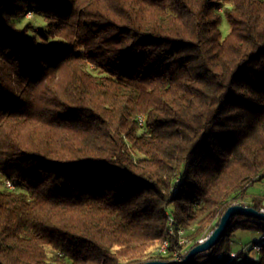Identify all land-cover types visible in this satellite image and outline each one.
I'll use <instances>...</instances> for the list:
<instances>
[{
  "label": "trees",
  "instance_id": "obj_1",
  "mask_svg": "<svg viewBox=\"0 0 264 264\" xmlns=\"http://www.w3.org/2000/svg\"><path fill=\"white\" fill-rule=\"evenodd\" d=\"M263 181L264 0H0V264L182 259Z\"/></svg>",
  "mask_w": 264,
  "mask_h": 264
},
{
  "label": "water",
  "instance_id": "obj_2",
  "mask_svg": "<svg viewBox=\"0 0 264 264\" xmlns=\"http://www.w3.org/2000/svg\"><path fill=\"white\" fill-rule=\"evenodd\" d=\"M236 215H243L250 218H254L259 221L264 222V211L256 210L253 207L244 206L240 204H232L230 205L221 216L219 223L216 228H214L204 239L200 240L198 244L193 246L191 249L187 251L185 256L179 260H171V261H160L153 260L147 261L142 264H187L189 263L196 255L200 253H204L210 250L213 246L220 242L222 237L225 234L227 227L230 224L232 217Z\"/></svg>",
  "mask_w": 264,
  "mask_h": 264
},
{
  "label": "rangeland",
  "instance_id": "obj_3",
  "mask_svg": "<svg viewBox=\"0 0 264 264\" xmlns=\"http://www.w3.org/2000/svg\"><path fill=\"white\" fill-rule=\"evenodd\" d=\"M25 21H30L34 27V31L37 30L41 32L46 31V22L42 19V17L38 13H33L32 11H28L25 16ZM223 33L227 32V24L223 23L221 27ZM33 32H31L32 34ZM264 190V181L261 183H256L253 187L249 188L248 192L250 194H258ZM264 210V209H263ZM233 243L231 245V249L234 253L239 254L241 251L244 252L242 258L249 259L254 255L255 250H250V247L254 243H260L262 239V234L258 231H244L237 230L234 232ZM151 250L157 251L158 246H154ZM239 261H235L234 264H238Z\"/></svg>",
  "mask_w": 264,
  "mask_h": 264
},
{
  "label": "bare ground",
  "instance_id": "obj_4",
  "mask_svg": "<svg viewBox=\"0 0 264 264\" xmlns=\"http://www.w3.org/2000/svg\"><path fill=\"white\" fill-rule=\"evenodd\" d=\"M6 185H7L8 187H11V186H10L11 184H10L9 182H7ZM261 243H264V237H262V239H261ZM166 245H167V244L164 243V244L161 246L160 251L164 252L165 249H166ZM258 248H260L259 244H252V246L250 247V249H258Z\"/></svg>",
  "mask_w": 264,
  "mask_h": 264
},
{
  "label": "built area",
  "instance_id": "obj_5",
  "mask_svg": "<svg viewBox=\"0 0 264 264\" xmlns=\"http://www.w3.org/2000/svg\"><path fill=\"white\" fill-rule=\"evenodd\" d=\"M11 186V185H10ZM263 210V209H262ZM264 211V210H263ZM260 248L258 249H251V250H255V251H258ZM180 258H177V260H179Z\"/></svg>",
  "mask_w": 264,
  "mask_h": 264
}]
</instances>
